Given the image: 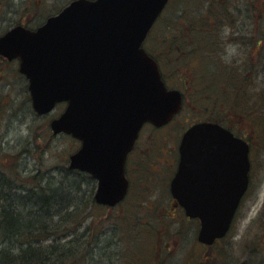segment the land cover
I'll return each mask as SVG.
<instances>
[{
    "label": "water",
    "instance_id": "1",
    "mask_svg": "<svg viewBox=\"0 0 264 264\" xmlns=\"http://www.w3.org/2000/svg\"><path fill=\"white\" fill-rule=\"evenodd\" d=\"M168 1L78 0L38 31L19 26L0 37V52L21 59L39 114L68 102L51 128L86 141L69 167L99 179L100 204L114 206L126 196L125 159L142 126H162L182 108V93L167 88L143 47ZM249 150L217 123L185 133L171 190L187 215L201 220L199 241L211 245L229 231L249 186Z\"/></svg>",
    "mask_w": 264,
    "mask_h": 264
},
{
    "label": "rangeland",
    "instance_id": "2",
    "mask_svg": "<svg viewBox=\"0 0 264 264\" xmlns=\"http://www.w3.org/2000/svg\"><path fill=\"white\" fill-rule=\"evenodd\" d=\"M197 1L198 3H196ZM202 2L203 0H173L151 36L148 44L156 54H164L165 50H171L169 54L171 56L166 55L162 58L163 64L167 65L165 73L169 77H172L171 71L182 67L181 64H174L178 52L174 53L173 51L178 50L179 46L183 44L181 43V34L183 30L187 29V24L183 30L179 24L185 25L189 16H197V7ZM247 2L248 6L245 5ZM233 3H241L244 8V18L239 15L244 22L253 23L256 28H259L262 44L258 45L257 54L255 53L257 39L254 34L249 35L252 33L249 24L242 30L243 45L241 40L230 39L231 36H237L239 33L237 30L234 35L231 34V15L228 17L225 15L231 13L226 6H236ZM49 4L50 2L46 5ZM20 8L19 0H0V33L6 32L7 29L15 25L20 18ZM218 9L225 14H216ZM213 14L214 17H209L210 33L214 36H221L222 42L210 58H216L217 63L221 64L223 68L216 73L219 80L214 81L212 77L213 66L204 67L195 59L184 64L181 72L186 78H193L194 86L200 91V100L197 102V104L199 103L197 106L203 108L208 106L216 111L224 110V108L229 110V106L231 107V103L228 105L227 102L231 86L229 85L230 73L228 71L230 67H241L243 71L244 58L248 57L250 58L249 64L254 63L253 68L256 67L257 72L261 71L259 73L261 79L251 80L248 83V92L254 95V99L255 95L258 97L253 100L251 111L248 102L252 103V97L250 96V101L247 102L246 97L238 96V101L243 100L247 103L242 105L238 112L233 111L236 112V115L232 117L237 118L239 124L229 120L224 121L230 127L241 129V132L252 137L256 167L253 188L244 200L228 236L210 247L198 242L199 226L196 222L182 221L181 217L178 218L179 213L173 212L172 209L169 210V207L163 204V201L169 199L161 198L164 189L162 181L154 182V178L149 181L145 175L142 184L135 180L133 191L136 192L126 203H122L114 209L102 207V210L87 202L89 190L93 188L94 192L96 185L87 178L81 177V200L83 202L81 204V221L84 220L81 223V233L85 238L92 237L93 233L90 234V228L87 230V227L89 225L92 227L94 223L97 232L103 227V221L108 228H112L109 229L110 232L108 231V238L111 241L97 247L96 254L99 257V264H264V133H262L264 128L260 126L261 123H264V98L259 97L261 96L259 94L264 92V0H234V2L228 0L225 5H218L209 15ZM179 16H183V18L176 20ZM221 16L225 17L222 19ZM221 21L222 25L219 24ZM252 40H256V43H252ZM251 54L254 55L253 59H251ZM170 62L172 65H169ZM11 67L9 69L7 66L0 67L5 70L3 72L5 77L0 78V116H3L0 118V172L10 175L9 173L13 170H18L26 177H30L31 184H35L36 181L32 176L37 173V170L44 174L46 179L49 176H54L56 172L58 174L59 171L68 167L70 155L80 145L67 134L54 135L51 131V120L59 116L66 105L59 104L47 116L35 114L28 100L27 84L19 77L15 68ZM204 70L210 73L209 80L204 76L202 72ZM179 75L181 74L179 73ZM182 78L186 80L184 77ZM174 80L179 83L177 79ZM174 80L168 78L170 86H173ZM193 82L189 81L190 86L193 85ZM180 83L182 84V82ZM193 98L194 96L191 97V101ZM187 110L178 120L184 121V118H189L188 122H190L201 119L198 114L192 115L190 106H187ZM219 118L222 117L219 115ZM181 121L180 123L183 124ZM188 125L189 123L184 127L186 128ZM172 128L175 129L174 126ZM254 131H257V134ZM161 134H156L153 137L154 153L159 150L158 147H167L164 145L165 140L164 143L162 142L164 137H161ZM170 140L169 144L174 142L173 139ZM145 172L147 173V171ZM148 172H151L150 168ZM158 201H160L158 207L165 208L162 213L153 210V203ZM106 212L110 216H107ZM17 213L20 212L17 211ZM88 215L91 217L88 218ZM150 224L152 230L149 228ZM118 226L119 230L122 227V232L116 231ZM94 235L96 237L94 243L101 241L100 236L95 233ZM161 236L166 244L165 247L159 248Z\"/></svg>",
    "mask_w": 264,
    "mask_h": 264
},
{
    "label": "trees",
    "instance_id": "3",
    "mask_svg": "<svg viewBox=\"0 0 264 264\" xmlns=\"http://www.w3.org/2000/svg\"><path fill=\"white\" fill-rule=\"evenodd\" d=\"M227 1L203 0L200 6L197 4V16H189L185 25L179 24L182 30L183 27L186 28L187 24V29L183 30L181 34V43L183 44L179 46L178 50L173 51L174 53L178 52L176 55L178 60L175 61V65L181 64L183 66L195 59L204 67L213 66L212 74L214 76L212 75V77L214 81L219 80L216 73L223 68L221 64L217 63L216 58L210 57L217 51L222 38L219 35L214 36L210 33L211 22L209 17H214V14L211 16L209 14L214 12L218 5H225ZM246 4L249 5L248 2ZM245 5L244 7H247ZM247 10H249L248 7ZM215 13L224 12L218 9ZM225 15L228 16L231 13ZM243 16H245V13ZM224 17L221 16L222 19ZM182 18L183 16H179L176 20ZM222 23L221 21L219 24L222 25ZM252 41V43H256V40ZM243 43L244 41L241 40L242 45ZM261 44L262 42H260ZM253 57L254 55L251 54V59ZM249 59L248 57L244 58L243 71L241 67H230V70H228L230 73L229 85L231 86L230 97L227 95L229 98L227 102L228 105L231 103V107L229 106L231 117L236 115V112L233 111L238 112L242 105L247 104L243 100L238 101V96L246 97L247 102L250 101L249 97H252V103L248 102L250 111L254 104L253 100L258 98L255 95L254 99V95L248 92V83L251 80H259L261 71L257 72L256 67L253 68L254 63L249 64ZM202 72L207 79L208 77L210 79L208 71L204 70ZM207 73L208 76H206ZM263 93L262 91L259 94L261 99L264 98ZM247 110L249 111V108ZM260 126L264 128V123H261ZM262 133H264V130ZM9 174L0 172V264H99V257L96 254L97 247L111 241L108 235L109 229L112 228H108L103 221V227L97 232L94 223L92 227L90 225L87 227V230L90 228V234L93 233L92 237L85 238L84 234L81 233V223L84 221H81V204L83 203L81 200V172L67 167L59 171L58 174L56 172L54 176H49L46 179V176L37 170V173L32 176L36 181L35 184H31L30 177H26L18 170H13ZM88 196V203L103 210V206L95 203L93 188L89 190ZM169 200L163 201V204L174 212V204ZM157 208L154 209L157 213H162V210L165 209L160 208L162 210L159 211ZM17 211L20 213H17ZM105 214L110 216L107 212ZM91 215H88V218ZM178 218L187 221L184 214L179 213ZM149 228L152 230L151 224ZM116 231L122 232V227L119 230L118 226ZM94 233L101 237V241L94 243V238H96ZM160 242L161 245L157 243L159 248L165 247L166 241L162 236ZM93 244H96V246H93Z\"/></svg>",
    "mask_w": 264,
    "mask_h": 264
},
{
    "label": "flooded vegetation",
    "instance_id": "4",
    "mask_svg": "<svg viewBox=\"0 0 264 264\" xmlns=\"http://www.w3.org/2000/svg\"><path fill=\"white\" fill-rule=\"evenodd\" d=\"M74 1H76V0H19V3L21 5L20 18L18 19V21L15 23L14 26L23 25V26L28 27L32 30L38 29L40 26H42L48 20V18H50L53 15L58 14L65 7H67L68 5L73 3ZM48 2H50V4L46 5ZM233 2H234V0H233ZM237 4H238V6H234L231 9L229 6L227 7L228 10L231 12V17H230V23L232 25L231 34L234 35L237 32V30L239 32L237 36H231L230 39L241 40L242 39L241 37L243 36L242 30L245 28V26L247 24H249V26L252 29V33L249 35L254 34L256 36L257 46L255 48V51H258V45H260L259 28H256L253 23H246L243 21L242 18H244L243 15L245 13V10L242 7L241 3H237ZM233 5H235V3H233ZM13 8H15V7H13ZM23 13H24V15H23ZM239 15H241L242 18ZM228 16H230V15H228ZM156 25H155L154 29L156 28ZM10 28H12V27H10ZM8 30L9 29H7V31ZM6 32H4V33H6ZM4 33H0V34H4ZM153 34L154 33H152L150 35H153ZM256 34H258V35H256ZM150 40L148 37L147 42H146L148 50L150 51V49H151L152 50L151 52H153L154 56L159 61L164 79H165L167 85L169 86V88H177L182 92L184 105H183L182 111L180 113H178L169 123L165 124L164 126L157 127L154 124L148 123V122L142 126L141 130L139 131L138 137L135 140L133 148L127 153L126 159H125V165H124L125 175H126L128 182H129V190H128V194H127L125 200L127 201L131 197V195H133L136 192V191H133V188L135 185V180L139 181L140 184H142V180L144 179V176L147 175L146 177H148L149 181L154 178L153 179L154 182H157V183L159 181L163 182L164 189H163V194H162L161 198L166 197V198L170 199L171 202H173V204H174L173 207L175 209L174 212H177V213L179 212L182 215L184 214V217L186 218L187 222L193 221V222H196V224L198 226H200V221L198 219H191V218L187 217V215L185 213V209L173 197V194L171 191V183H172V180L174 179L176 173L178 172L179 164L181 161L180 144H181V141H182V138H183L185 132L192 125H194L196 123L203 122V121H209V122H214V123H216V122L220 123L223 126L231 129L236 136L245 138L250 144L251 169H250L249 176H250V185L251 186L253 185V182H254L255 177H256V167H255V160L253 157L254 147L252 145L253 144L252 137L249 134H246L245 132H241V129L238 130L237 128L236 129L232 128V127H230L229 124L224 122V121L229 120L235 124H239V121L237 118L235 119L234 117L230 116L228 109L224 108V110L219 109V110L215 111L211 107H208V106H206L205 108L198 107L197 105L199 103L197 104V102H199V100H200V96H199L200 91L196 86H194L193 78L188 79L185 76H183V74L181 72L183 66L181 68H178L177 70L174 69L173 71H171L170 74H172L171 75L172 77H169L165 73L166 72L165 68L167 67V65L163 64L162 58L164 56H166L167 54L171 53V50H165L164 54H156V53H154V50L148 44L150 42ZM176 60H178V59H176ZM169 65H172V62H170ZM2 66H7V69L12 68L11 66H13L15 68V70L18 72L19 77L22 80H24L25 83L27 84L26 87L28 89L29 81L26 78V76L20 72V61H19V59L8 60L7 58L3 57L0 54V67H2ZM4 71L5 70H2V68L0 69V78H2V79H3V77H5V74L3 73ZM179 73L181 75H179ZM181 76L184 77L186 80H183V78ZM168 78H171L173 80L177 79L179 81V83L176 80H174L175 82L173 83V86H170L169 85L170 83H168V81H167ZM188 80L189 81L192 80V82H193L192 86H190ZM180 82H182L183 85ZM193 96H194V98L191 101V97H193ZM28 100H29V102H31L29 94H28ZM187 106H190L192 115L198 114L201 119H196V120H193L190 122H188L189 118H184L185 119L184 121L178 120L187 110ZM31 109H32V107H31ZM219 115L223 118V120H222V118H219ZM180 121L183 122V124H181ZM187 123H189V125L185 128L184 126H186ZM173 126L175 127L174 130L172 128ZM182 127H184L185 129L184 128L182 129ZM159 133L160 134L162 133L161 137H164V139H162V142L164 143V140H165L164 145H166L167 147H163V148L158 147L159 150H157V152L154 153L155 150H154L153 145H152L153 139H154L153 137H155L156 134H159ZM170 139H173L174 142L169 144V142L171 141ZM85 142L86 141L84 139H81V150L84 149ZM93 157H95V154L91 155V158H93ZM147 166H149V167H147ZM145 167H147V168H145ZM149 168H150L151 172H148ZM145 171H147V173ZM81 177L87 178L88 180L93 182V184H95L96 188H97V186L99 184V179L97 177L93 176L91 173H88L84 170H81ZM251 186L249 188L250 192L252 190ZM96 188H95V190H96ZM249 191L247 193L248 195L250 194ZM246 195L243 197V199H245ZM160 201L153 203V210L158 207ZM157 209L159 211L162 210L160 208H157ZM176 209H178V210H176Z\"/></svg>",
    "mask_w": 264,
    "mask_h": 264
}]
</instances>
